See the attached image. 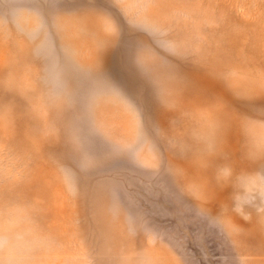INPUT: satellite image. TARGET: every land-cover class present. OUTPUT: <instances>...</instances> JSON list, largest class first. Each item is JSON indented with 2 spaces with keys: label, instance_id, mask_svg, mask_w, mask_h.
Returning a JSON list of instances; mask_svg holds the SVG:
<instances>
[{
  "label": "rangeland",
  "instance_id": "374dc122",
  "mask_svg": "<svg viewBox=\"0 0 264 264\" xmlns=\"http://www.w3.org/2000/svg\"><path fill=\"white\" fill-rule=\"evenodd\" d=\"M0 264H264V0H0Z\"/></svg>",
  "mask_w": 264,
  "mask_h": 264
}]
</instances>
